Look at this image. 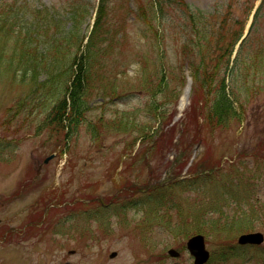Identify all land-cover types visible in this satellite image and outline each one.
Here are the masks:
<instances>
[{
    "label": "rangeland",
    "instance_id": "1",
    "mask_svg": "<svg viewBox=\"0 0 264 264\" xmlns=\"http://www.w3.org/2000/svg\"><path fill=\"white\" fill-rule=\"evenodd\" d=\"M255 2L165 0L161 18L150 0H109L106 25L117 30L119 53L100 72L122 94L106 99L97 89L88 92L87 123L72 139L17 114L32 86L21 77L13 83L1 67L0 264H194L186 244L198 233L206 236L208 264H264V243L238 245L241 234L264 233V0ZM257 6L226 81L242 101L235 104L240 117L226 127H201L200 100L211 99L203 88L192 82L188 104L179 106L193 75L183 43L196 40L190 31L199 28L211 40L205 48L222 37L230 44ZM188 7L205 22L185 26ZM149 87L156 110L148 107ZM157 110L167 114L155 123ZM101 118L94 139L89 122ZM179 173L185 185L155 190ZM171 248L179 258L170 257Z\"/></svg>",
    "mask_w": 264,
    "mask_h": 264
},
{
    "label": "trees",
    "instance_id": "2",
    "mask_svg": "<svg viewBox=\"0 0 264 264\" xmlns=\"http://www.w3.org/2000/svg\"><path fill=\"white\" fill-rule=\"evenodd\" d=\"M105 1L101 0L94 28L89 40L84 43L86 35L82 26L88 16L86 11L91 7L89 1L75 3L66 14H63L66 22L62 20L58 26V17L62 16L57 12L55 15L48 9L41 10L33 5L30 7V3L19 4L17 1L0 0V70L1 67L7 66L6 71L12 74L10 76L15 80L13 83L19 81L18 78L21 77V84L32 86L31 92L19 100L16 110L17 114L24 116L23 120L32 122L37 121L35 119L37 118L41 122L38 128L49 130L51 135L54 132L60 134L63 132L68 140L78 135L82 125L87 123L88 92L97 89L99 94L108 96L106 99L121 96L122 90L115 80L110 82L108 77L102 76L100 72L116 61L114 58L119 53L117 30H112L110 23L106 25L109 18ZM153 2L161 16L163 0ZM188 9L190 17L185 26L199 25L198 20L205 22L201 15L195 18L192 11L195 9L192 7ZM43 12L47 13L44 21ZM69 21L72 23L67 28ZM238 24L239 28L234 31L236 37L230 44H224L222 37L215 40V46L205 48L211 40L206 35L202 36L199 28L198 33L196 30L190 31L196 40L187 38L186 43H183L182 56L184 64L187 63L193 72L192 77L196 84L193 88L201 87L211 96L210 100L204 99L202 92L201 127L204 125L212 129L226 127L230 120L240 117L235 104L240 102L239 105L243 106L242 101L232 90L230 92L227 90L226 84L227 75L234 74L236 69L234 66L231 67L232 55L237 42L244 34L246 22L240 21ZM231 28L232 26L227 27ZM241 52L239 51L235 57L234 65L239 61ZM102 77L105 81L101 82ZM96 84L99 87L96 88ZM146 90L151 93L148 107L156 110L154 101L157 98L156 91L152 87ZM194 92L197 93V90L194 89ZM40 98L41 105L36 102ZM158 111L151 115L155 123L159 119L163 120L167 114L166 110ZM102 122V118L89 122L88 129L94 128L92 133L94 139L100 137L98 124ZM143 135L149 136L150 132L145 131ZM176 185H185V182H178ZM197 218L199 216H195V219Z\"/></svg>",
    "mask_w": 264,
    "mask_h": 264
},
{
    "label": "water",
    "instance_id": "3",
    "mask_svg": "<svg viewBox=\"0 0 264 264\" xmlns=\"http://www.w3.org/2000/svg\"><path fill=\"white\" fill-rule=\"evenodd\" d=\"M241 245H261L264 243V234L262 232H251L241 234L238 238ZM187 248L194 257L195 264H206L210 259V252L206 248L205 237L202 234L191 237L187 242ZM172 256H178L175 250H171ZM116 253L112 254L114 257Z\"/></svg>",
    "mask_w": 264,
    "mask_h": 264
},
{
    "label": "bare ground",
    "instance_id": "4",
    "mask_svg": "<svg viewBox=\"0 0 264 264\" xmlns=\"http://www.w3.org/2000/svg\"><path fill=\"white\" fill-rule=\"evenodd\" d=\"M189 97H190V85L188 84L180 100V104H179L180 110H183L186 107V105L188 104Z\"/></svg>",
    "mask_w": 264,
    "mask_h": 264
},
{
    "label": "flooded vegetation",
    "instance_id": "5",
    "mask_svg": "<svg viewBox=\"0 0 264 264\" xmlns=\"http://www.w3.org/2000/svg\"><path fill=\"white\" fill-rule=\"evenodd\" d=\"M74 254H76V252H73Z\"/></svg>",
    "mask_w": 264,
    "mask_h": 264
}]
</instances>
